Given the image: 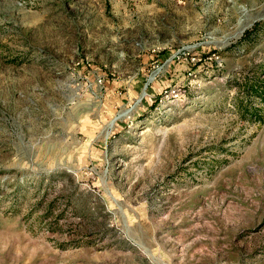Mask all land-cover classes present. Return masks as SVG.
Segmentation results:
<instances>
[{
	"label": "rangeland",
	"instance_id": "obj_1",
	"mask_svg": "<svg viewBox=\"0 0 264 264\" xmlns=\"http://www.w3.org/2000/svg\"><path fill=\"white\" fill-rule=\"evenodd\" d=\"M246 80L264 0H0V264H264Z\"/></svg>",
	"mask_w": 264,
	"mask_h": 264
},
{
	"label": "trees",
	"instance_id": "obj_2",
	"mask_svg": "<svg viewBox=\"0 0 264 264\" xmlns=\"http://www.w3.org/2000/svg\"><path fill=\"white\" fill-rule=\"evenodd\" d=\"M257 27L258 25L257 23H255L252 29L246 30L242 39H248L249 35L257 30ZM243 89H245L247 95H253V97H257L259 101L263 103V106H254L251 103L243 104L241 102V109H243L244 113L243 115H253L254 117L262 119V121H264V83L246 80L245 85H243ZM248 118L250 119V116H248Z\"/></svg>",
	"mask_w": 264,
	"mask_h": 264
}]
</instances>
